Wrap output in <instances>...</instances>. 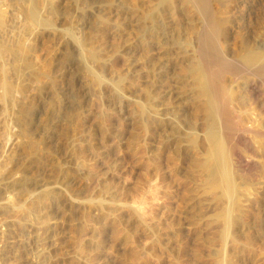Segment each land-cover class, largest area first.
I'll list each match as a JSON object with an SVG mask.
<instances>
[{
    "label": "rangeland",
    "instance_id": "rangeland-1",
    "mask_svg": "<svg viewBox=\"0 0 264 264\" xmlns=\"http://www.w3.org/2000/svg\"><path fill=\"white\" fill-rule=\"evenodd\" d=\"M192 1L0 0V264H263L230 253L195 169L210 121L193 75L262 37L264 0ZM34 2L51 28L31 23Z\"/></svg>",
    "mask_w": 264,
    "mask_h": 264
},
{
    "label": "bare ground",
    "instance_id": "bare-ground-1",
    "mask_svg": "<svg viewBox=\"0 0 264 264\" xmlns=\"http://www.w3.org/2000/svg\"><path fill=\"white\" fill-rule=\"evenodd\" d=\"M167 1V0H166ZM190 1V0H189ZM196 1V0H195ZM191 2H193L191 0ZM198 3L200 2V4H202L201 0L197 1ZM205 2V1H204ZM195 3V2H194ZM197 3V4H198ZM206 3V2H205ZM208 3L203 4L205 5L203 8L206 7ZM33 5V3H32ZM196 6V3L194 4ZM202 5V6H203ZM38 5L35 6V2L33 7H31V9L29 10L28 13V17L29 19H31V23H35V26H38L36 24L40 25L42 24L45 28L48 26H53L54 24L52 23V21H46V19L43 21L42 17L40 19V17L38 18L37 15V7ZM198 7H202L201 5H197ZM208 8V7H207ZM29 9V8H28ZM39 10V9H38ZM199 10V8H198ZM207 12V11H206ZM201 13H203L201 11ZM207 14V13H206ZM210 14V12H209ZM208 15V14H207ZM205 15V16H207ZM211 15V14H210ZM210 15H208V17H211ZM208 17H204L205 19H207ZM213 18V17H212ZM40 19V20H39ZM49 19V18H48ZM42 20V21H41ZM212 23L210 21L211 24H213V27H215L216 25H214V19H212ZM207 21V20H206ZM206 21H204L206 23ZM203 22V23H204ZM51 23V24H50ZM53 24V25H52ZM208 24V22H207ZM205 24V25H207ZM211 24L210 27L212 26ZM41 25V26H42ZM204 25V26H205ZM205 26V28H208V26ZM42 26V27H43ZM210 28L211 30L214 28ZM217 27V26H216ZM219 28V27H217ZM209 28L208 30L211 31ZM216 29V28H215ZM220 29V28H219ZM218 29V30H219ZM263 29V28H262ZM206 30V29H205ZM213 32V31H212ZM215 32V30H214ZM217 29H216V33H217ZM219 33V32H218ZM261 33V32H260ZM262 34V33H261ZM264 34V33H263ZM262 34V37H260L259 35L257 36L255 34V36L259 37L258 39H254V41L252 40V44L248 45V47L244 48H240L241 50H239L240 52L232 54L235 56H232L229 54V56L225 53H220L216 52V57H218L219 53H220V57H219V61L216 62L215 59L211 58L212 60H214V64H211L208 59L203 63V65L201 64V66L199 65V62H194L195 65L197 63H199L198 65L200 66L199 68H197V66H195L197 68V70L195 71L193 77H196V82H199V78L204 77V81L201 84H198V88H194V89H198V92H196V94L198 93V95L200 97H202L203 101V107L204 109H202L205 113L204 118L206 116L205 119L210 121L209 128L207 126L206 128V132H205V137L203 139V137L201 140H205L206 145L203 146L204 148L202 149V154H200L201 152H197L198 150H200V147L198 150H196V152L198 154L201 155V158L199 155H197L196 157H199V159H196V165L200 173V178L203 179L205 182H207V184L209 183V185H211V188L213 189L212 195H214L213 199H215V204H216V211H217V215L214 213L213 215H215L214 217L217 216V221L218 222L217 225H219L218 228H222L220 234H221V239L223 240V242H226L227 238H229V245L231 244V251L230 253H234L235 257L236 256H242L245 258L247 257L248 260L250 258H255L258 257V259L263 260L261 263L264 264V35ZM221 35V34H220ZM254 36V35H253ZM210 39L208 40L209 43L213 44V36H207ZM251 37V36H250ZM74 38V37H73ZM212 38V39H211ZM253 38V37H252ZM177 39V38H176ZM208 39V38H206ZM205 39V40H206ZM250 39V38H249ZM248 39V40H249ZM77 40L78 39H74ZM244 40V38H243ZM207 41V40H206ZM203 41L202 42H206ZM215 41V39H214ZM247 41V40H246ZM251 41V39H250ZM241 42V41H240ZM244 42V41H243ZM248 42V41H247ZM247 42L243 43V45H241L242 47L247 46ZM208 43V44H209ZM217 43V42H215ZM214 43V44H215ZM79 44V43H78ZM211 44V46H212ZM242 44V43H241ZM245 44V45H244ZM249 44V43H248ZM203 45L205 46L203 43L200 44L199 42V46ZM216 45L220 46V43L218 41V43ZM215 45V46H216ZM224 45V44H223ZM210 46V48H211ZM219 46H216L217 48H220ZM222 46V45H221ZM214 48V45L212 46ZM223 47V46H222ZM221 47V49H222ZM1 48L0 47V57L3 56V54L1 55ZM180 48V47H179ZM202 48V46L200 47ZM208 48L209 52H212L213 49ZM89 49V48H88ZM93 48L89 49L92 50ZM197 49V48H196ZM199 49V47H198ZM197 49V50H198ZM207 49V48H206ZM3 50V49H2ZM94 50V49H93ZM215 50L218 51V49L214 48V52ZM237 50V49H236ZM88 51V50H87ZM96 53V50H94ZM195 51V50H193ZM206 51V50H204ZM204 51L201 52L200 50L198 51V53L200 52V54L203 53L202 56H204ZM220 51V49H219ZM223 51V50H221ZM242 51V52H241ZM88 54H90L93 59L95 58L93 56V51H88ZM94 53V54H95ZM98 53V52H97ZM97 53H96V57H97ZM241 53V54H239ZM199 54V55H200ZM213 54V52H212ZM238 54V55H237ZM100 55V54H99ZM198 55V56H199ZM208 55V54H207ZM215 55V54H214ZM89 56V55H88ZM206 56V55H205ZM209 56V55H208ZM90 57V56H89ZM90 57V58H92ZM205 58V57H204ZM208 58V57H206ZM22 59V58H21ZM198 59V58H196ZM217 59V58H216ZM27 60V59H26ZM25 59L23 61H20V63L22 62V64L25 65L26 68L29 67L28 62ZM99 60L101 62V59L99 57ZM195 60V59H194ZM193 60V61H194ZM29 61V60H28ZM93 61V60H92ZM95 61V59H94ZM193 61H188V63H193ZM196 61V60H195ZM30 62V61H29ZM99 63V62H98ZM163 66V65H162ZM188 66V65H187ZM192 66V65H191ZM20 67V66H19ZM24 67V66H22ZM181 67V66H180ZM186 67V65H185ZM184 67V68H185ZM190 67V66H189ZM17 68V67H16ZM192 68V67H191ZM191 68L190 71L188 69V71L186 72H191ZM192 68V69H193ZM185 70V69H182ZM193 71V70H192ZM96 72V71H95ZM186 72L184 73L186 75ZM194 72V71H193ZM97 73V72H96ZM172 73V72H171ZM170 73V74H171ZM230 74L231 76H229V78L233 79L232 83H225L226 77L224 78V74ZM190 74V73H187ZM193 74V73H192ZM190 74V75H192ZM227 74V75H228ZM91 75V74H90ZM175 75V74H174ZM182 75V74H181ZM225 75V76H227ZM97 76V74H96ZM183 77V76H182ZM188 77V76H187ZM192 76L188 77L187 79L189 80V78L191 79ZM176 79V78H175ZM202 79V78H201ZM97 80V79H96ZM192 81L195 82L194 79H191ZM190 81H188L189 86H190ZM198 80V81H197ZM194 82H192L194 84ZM195 82V84H196ZM6 83V82H5ZM4 83V84H5ZM171 83V82H170ZM8 86L11 85L9 83H7ZM6 85H4V87H8ZM161 84V83H160ZM183 84V82H182ZM194 84V86H195ZM228 84V85H227ZM197 85V84H196ZM23 86V85H22ZM180 86V85H179ZM165 87V86H164ZM163 87V88H164ZM193 87V86H192ZM191 89V87H189ZM11 90L13 88H10ZM21 89V88H20ZM192 88V90H194ZM6 90L9 91L6 92L8 95L7 97L10 98L9 94H11L9 88H6ZM22 90V89H21ZM20 90V91H21ZM173 90V89H172ZM158 91V90H156ZM188 91L191 93V91L188 89ZM187 92V91H186ZM6 93L5 94L6 96ZM188 93V92H187ZM192 94V93H191ZM195 94V93H194ZM187 95V94H186ZM190 95V94H189ZM197 95V97H198ZM4 96V95H3ZM12 96V95H11ZM191 96V95H190ZM189 96V97H190ZM195 96V95H194ZM13 97V96H12ZM153 97V96H152ZM178 97V96H177ZM193 97V96H192ZM195 97V99L197 98ZM199 97L200 100H202ZM158 98V97H157ZM188 98V97H187ZM191 99V98H190ZM13 100V99H12ZM157 100V99H156ZM189 100V99H186ZM154 101V100H153ZM185 101V99H184ZM189 101H195L193 98ZM198 102V99L196 100ZM155 103V102H154ZM177 103V102H176ZM195 103V102H193ZM160 104V103H159ZM191 104V102H190ZM181 105V104H180ZM202 105V103H201ZM179 106V105H178ZM182 106V105H181ZM192 106V105H191ZM152 108V107H151ZM172 108V106H171ZM192 108V107H191ZM199 108V107H197ZM196 107L193 109V111L196 109L198 110V117L201 118V116H199L200 114V110L197 109ZM179 111V110H177ZM191 110V113L193 114V112ZM164 112V111H163ZM183 112V111H182ZM155 114V113H154ZM179 114V113H178ZM190 114V112H189ZM174 115V114H173ZM178 116V115H177ZM181 116V115H180ZM187 116L188 112H187ZM193 116V115H192ZM175 117V115H174ZM191 117V115L189 116ZM188 117V118H189ZM195 117V116H194ZM192 117V118H194ZM173 118V117H172ZM176 118V117H175ZM187 118V119H188ZM178 118H176L177 120ZM196 119V117H195ZM174 120V119H173ZM186 122V118L184 119ZM192 120V119H190ZM190 120H188L190 122ZM194 120V119H193ZM200 120V119H199ZM204 120V119H203ZM202 120V121H203ZM197 121V120H196ZM195 120L193 122H196ZM201 121V120H200ZM208 121V122H209ZM154 122V121H153ZM177 122V121H175ZM184 122V121H182ZM184 122V123H185ZM178 123V122H177ZM176 123V124H177ZM183 123V124H184ZM187 123V122H186ZM192 125V121L190 122ZM200 123V122H199ZM198 123V124H199ZM157 124V123H156ZM181 124V123H180ZM188 124V123H187ZM197 124V123H195ZM195 124L193 126H195ZM202 124V123H201ZM200 124V125H201ZM173 124H171L172 126ZM182 125V124H181ZM180 125V126H181ZM204 127L206 126L205 123L203 124ZM156 126V125H155ZM171 126H169L171 128ZM188 126H190L188 124ZM202 126V125H201ZM175 127V126H174ZM183 127H185V125H183ZM191 127V126H190ZM196 127V126H195ZM204 127L202 126V131L204 129ZM182 128V126L180 127V129ZM187 128V129H186ZM184 128L185 130H188V127ZM173 129V127H172ZM175 129H177V126L175 127ZM195 129V128H194ZM194 129H189L188 132H192L190 130H194ZM169 130V129H168ZM174 130V129H173ZM172 130V131H173ZM178 131L176 132V137H177V133L179 132V129H177ZM184 131H180L181 133L184 132L186 137H189L188 134L186 135L187 132ZM195 129L194 131L196 132ZM166 131V130H165ZM171 131V135L174 136V133L172 134ZM193 131V132H194ZM161 132V131H160ZM163 132V131H162ZM167 132V131H166ZM169 132V131H168ZM179 132V133H180ZM192 132V133H193ZM201 133V131H200ZM203 133V132H202ZM201 133V134H202ZM168 134V133H167ZM166 134V135H167ZM191 134V133H190ZM189 134V135H190ZM194 135L196 134V136L198 135L197 133H193ZM193 136V138H195ZM203 135V134H202ZM163 137V136H162ZM175 137V136H174ZM185 137V138H186ZM171 138V136L169 137ZM167 138V141L168 139ZM182 138V137H181ZM179 137L178 140L181 139ZM182 138L181 141H183ZM190 138V137H189ZM193 138H190L192 140L193 143H197L195 141H198V137L197 140L195 138V140H193ZM187 139V138H186ZM189 139V140H190ZM173 140V139H172ZM171 140V141H172ZM170 141V140H169ZM177 141V140H176ZM188 141V140H186ZM185 141V144H187V142ZM174 142V141H173ZM179 145H181L180 141ZM191 142V141H190ZM191 142V143H192ZM204 142V141H203ZM201 142V143H203ZM169 144V142H167ZM176 143V142H175ZM174 143V144H175ZM190 143V144H191ZM192 143V144H193ZM199 142V144H201ZM156 144V143H155ZM178 144V143H177ZM170 145V144H169ZM173 145V144H172ZM178 145V146H179ZM183 145V144H182ZM195 145V146H194ZM192 145V147L194 146L196 148L197 144ZM168 146V145H167ZM174 146V145H173ZM188 146L189 142H188ZM199 146V145H198ZM187 147V146H186ZM172 148V146H171ZM175 148V147H174ZM178 149V147H176ZM182 148V147H180ZM179 148V150H180ZM185 148V147H184ZM183 148V152L184 149ZM191 148V146H190ZM194 148V150H195ZM198 148V147H197ZM196 148V149H197ZM157 149V148H156ZM188 148H186L187 150ZM193 148H191L190 150H192ZM174 150V149H173ZM178 152L176 153H179ZM192 150V151H194ZM171 151V150H170ZM167 152V151H166ZM181 152V151H180ZM188 152V151H187ZM195 152V151H194ZM155 153V152H154ZM170 154V153H169ZM183 154V153H182ZM181 154V155H182ZM185 154V152H184ZM187 154V153H186ZM194 154V153H193ZM168 155V154H167ZM174 155V153L172 154ZM177 155V154H176ZM176 155H174L176 157ZM179 155V154H178ZM180 155V156H181ZM192 155V154H191ZM171 156V155H170ZM183 156V155H182ZM188 156V155H187ZM186 156V157H187ZM194 155L191 157L193 159ZM166 158V157H165ZM184 158V157H181ZM189 158V157H188ZM178 159V157H177ZM180 159V157H179ZM187 159V158H186ZM170 160V159H169ZM174 160V159H171ZM191 160V159H190ZM195 160V158H194ZM156 161V160H155ZM186 161V160H185ZM189 161V160H188ZM159 162V161H158ZM167 162V161H165ZM177 162V161H176ZM174 162V163H176ZM193 162V160H192ZM191 162V163H192ZM161 163V162H160ZM173 163V165H174ZM187 163H190L187 162ZM195 163V162H194ZM172 164V163H171ZM160 165V164H159ZM180 165V163H179ZM193 165V164H192ZM195 165V164H194ZM193 165V166H194ZM170 166V165H168ZM172 166V165H171ZM184 166V165H183ZM188 166V164H187ZM192 166V167H193ZM154 167V166H153ZM156 167V166H155ZM191 167V165H190ZM196 167V166H194ZM157 168V167H156ZM159 168V167H158ZM189 168V166L187 167V169ZM169 169V168H168ZM195 169L193 168V170L195 171ZM155 171H157L156 169H154ZM153 170V171H154ZM160 170V169H159ZM162 170V169H161ZM192 170V169H190ZM193 170L191 171L193 173ZM152 171V172H153ZM154 171V172H155ZM177 171V170H176ZM189 170H187L188 172ZM197 171V170H196ZM195 171V172H196ZM160 172V171H159ZM158 172V173H159ZM171 172V170H170ZM184 172V171H183ZM157 173V174H158ZM192 173H187V175ZM197 173V172H196ZM198 173L196 174V176H198ZM153 174V173H152ZM195 174V173H194ZM156 175V174H155ZM160 175V174H159ZM186 175V174H185ZM188 175V176H189ZM153 175H151L152 177ZM157 176V175H156ZM194 176V175H192ZM190 176V177H192ZM198 176V177H199ZM162 177V176H161ZM195 177V176H194ZM156 178V177H154ZM158 178V177H157ZM197 178V177H196ZM196 178H191L192 182L193 179L195 180ZM161 179V178H160ZM174 179V178H173ZM187 179V178H186ZM190 180V178L188 179ZM201 180V182L203 181ZM171 181V180H170ZM197 181V180H195ZM200 181V180H199ZM197 181V182H199ZM164 182V181H163ZM162 182V183H163ZM191 182V180H190ZM189 182H187L188 184ZM158 184V183H157ZM186 184V185H187ZM194 184V183H193ZM154 185V184H153ZM160 185V184H159ZM156 185V189L158 190V187ZM165 188H166V184ZM163 185V186H164ZM171 185V183H170ZM205 185V184H203ZM196 185L194 184V187ZM202 186V184H201ZM185 187V185H184ZM188 187V185H187ZM198 187V186H197ZM200 187V186H199ZM161 188V187H160ZM193 189V186L191 187ZM196 188V187H195ZM155 189V188H154ZM164 189V188H162ZM172 189V188H171ZM187 189V188H186ZM206 189V188H205ZM156 190V191H157ZM192 191V193H194V196L196 195L195 192H193L194 190H190L187 189L186 191ZM200 191V190H199ZM49 192V191H48ZM51 192V191H50ZM50 192L47 194L43 192V194H41V202H47L49 196L51 195ZM166 192V190H165ZM201 192V191H200ZM211 192V191H209ZM156 193V192H155ZM159 193V192H158ZM204 196L207 195L208 191L204 192ZM200 194V193H198ZM210 194V193H209ZM208 194V195H209ZM156 195V194H155ZM158 195V194H157ZM156 197H159L157 196ZM182 195V193H181ZM190 195V194H189ZM201 196V195H200ZM52 197V195H51ZM50 197V198H51ZM155 197V196H154ZM155 197V198H156ZM168 197V195H167ZM185 197V196H184ZM190 197V196H189ZM196 197V196H195ZM206 197V196H205ZM211 197V198H212ZM198 199V197H196ZM202 198V196H201ZM213 200V199H211ZM181 199V198H180ZM206 200V198H204ZM52 200V199H51ZM153 200V199H152ZM158 200V199H156ZM50 201V200H49ZM48 201V202H49ZM203 201V200H202ZM201 201V202H202ZM214 201V200H213ZM212 201V202H213ZM47 202V203H48ZM51 202V201H50ZM179 202V201H178ZM207 203V202H206ZM180 204V203H179ZM196 204V203H195ZM198 204V203H197ZM153 205V204H152ZM183 205V204H182ZM215 206V205H212ZM203 207V206H202ZM167 209V208H166ZM192 209V208H191ZM206 210V209H205ZM209 210V209H208ZM215 210V208H214ZM169 211V210H168ZM162 213V212H161ZM49 215V214H47ZM154 215V214H153ZM169 215V214H168ZM190 215V214H189ZM210 215V214H209ZM46 216V215H45ZM156 216V215H155ZM200 216V215H198ZM197 216V217H198ZM211 216V215H210ZM47 217V216H46ZM192 217V216H191ZM206 217V216H205ZM49 218V217H48ZM47 218V219H48ZM166 218V217H165ZM169 218V217H168ZM208 218V217H206ZM161 223V222H160ZM157 224V223H156ZM207 224V223H206ZM211 230V229H210ZM219 230V229H218ZM217 230V231H218ZM219 232H217L219 234ZM216 238L218 236H215ZM218 239V238H217ZM216 239V240H217ZM226 239V240H225ZM215 240V239H214ZM219 241H217V243L220 242V239H218ZM222 240L220 243H222ZM218 244L219 247H221L222 244ZM225 243H223L224 245ZM223 249L227 246H223ZM218 247V248H219ZM221 247V248H222ZM221 248H219V251L221 250ZM226 249V248H225ZM225 250H223L224 252ZM233 251V252H232ZM217 252V251H216ZM222 252V253H223ZM218 254L220 253L217 252ZM229 253V252H227ZM239 253L241 255H239ZM226 254V251L225 253ZM222 255V256H229V254L226 255ZM219 256V255H218ZM222 256H219L222 258ZM226 256V257H227ZM233 256V255H232ZM234 257V258H235ZM231 258V257H230ZM230 258H226L229 259ZM237 258V257H236ZM239 258V257H238ZM235 259V260H238ZM217 259V258H216ZM220 258H218L219 260ZM232 259V258H231ZM257 259V258H256ZM217 260V261H218ZM225 260V258L223 259ZM221 260V261H223ZM234 259L230 260L233 261ZM232 262V264H238V262ZM241 260V259H239ZM238 260V261H239ZM246 260V259H245ZM253 260V259H252ZM255 260V259H254ZM220 261V262H221ZM227 261V260H226ZM225 262L226 263H228ZM229 261V262H230ZM243 261V260H242ZM220 262L218 261L217 264H220ZM246 262V261H245ZM245 262H243L244 264H246ZM254 262V261H253ZM257 262V261H256ZM255 262V263H256ZM223 262H221V264H223ZM241 263V262H240ZM239 263V264H240ZM242 263V264H243ZM249 263V262H248ZM258 263V262H257ZM231 264V263H229Z\"/></svg>",
    "mask_w": 264,
    "mask_h": 264
}]
</instances>
